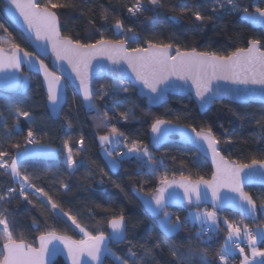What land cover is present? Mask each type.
Masks as SVG:
<instances>
[{"label":"trees","instance_id":"1","mask_svg":"<svg viewBox=\"0 0 264 264\" xmlns=\"http://www.w3.org/2000/svg\"><path fill=\"white\" fill-rule=\"evenodd\" d=\"M46 2L40 0L39 3L43 5ZM54 2L69 3L67 8L54 9L59 16L62 35L84 43L95 42L101 34L107 38L109 23L104 19V8H107L119 15L123 25L120 39L128 38L130 47H136V41L141 47H146L148 42L171 43L173 49L179 47L181 51L195 48L199 52L225 56L236 48L248 47L251 40H259L264 45V32L251 28L240 18L244 8L253 12L255 4L264 7V3L257 0H235L239 9L236 11L226 0L219 3L216 0H160L159 5H152L149 0ZM7 5L8 0H0V23L12 33V37L0 29V47L9 50L15 43L32 52L30 42L6 18L4 8ZM137 5L141 6V11L135 15L128 11ZM196 11L205 19L197 20L193 14ZM26 76L27 86L23 85L18 93L0 91V151L7 153L3 159L10 162L27 146L29 129L37 137V143L54 148L57 155L21 159L18 162L21 172L18 180L10 170L0 168V195L4 196L0 200V214L9 221L16 239H24L36 246V238L47 231H55L74 240L83 239L84 234L60 209L75 217L93 235L100 231L108 234V222L123 215L128 225L127 239L122 244L111 243L109 249L116 256L127 259L129 264H222L219 257L229 233L223 222L218 231L206 237L198 235V228L185 220L188 209L192 207L168 209L167 212H173V219L179 217L186 223L175 234L168 235L160 228L158 219L151 218L136 199L134 189L153 195L165 175L169 180L182 175L192 180L200 177L208 180L213 171L207 160L190 147L176 142L164 146L160 152L149 147L151 124L142 109L147 104L138 97L131 84L127 92L115 93L111 88L114 81L97 79L94 89L98 92L94 95L92 103L95 108L92 109L85 107L68 86L62 117L60 121H53L46 109L41 79L33 74ZM17 109L28 112L30 116L18 115ZM152 112L156 119L197 131L210 128L220 142L221 152L232 162L249 164L253 159L264 160L263 105L221 101L214 103L209 110L201 111L191 96H171L167 103ZM113 126L128 146L136 141L138 146L147 147L151 161L145 156L118 157L117 152L124 153L125 150L121 145L112 153L121 161V170L117 175H111L100 157L101 150H109L99 142V137L112 135ZM81 138L83 149L79 148ZM228 140L231 143L225 142ZM68 148L76 161L73 172L64 161ZM24 175L29 177L26 183L23 182ZM22 183H25L27 199L19 195ZM9 188L14 191L9 193ZM35 188H42L59 208L53 209L47 197L41 196ZM246 192L258 208L264 203V188L249 187ZM215 212L236 226L248 225L250 229L264 226V217L259 210L253 216L227 210ZM33 220L37 221L38 228L33 225ZM3 243L0 231V247ZM259 247L264 250V239ZM129 250L135 253L134 260L129 256ZM170 250H178L179 258L173 257ZM240 262L237 254L227 264ZM55 264L64 263L59 260ZM105 264H115L113 255L108 253Z\"/></svg>","mask_w":264,"mask_h":264},{"label":"snow or ice","instance_id":"2","mask_svg":"<svg viewBox=\"0 0 264 264\" xmlns=\"http://www.w3.org/2000/svg\"><path fill=\"white\" fill-rule=\"evenodd\" d=\"M152 5H159L160 0H149ZM217 3L220 0H216ZM227 4L232 5V10H239L235 0H226ZM8 11L10 14H19L22 18V22L26 25V31L29 34V38H33L36 41H46L51 45L52 53L55 56L56 61H66L70 66L71 71L75 73V77L79 80V88L83 93V98L88 102L90 109L95 108L92 103L93 90L90 86L89 72L92 67V61L98 58H105L113 65H119L121 62L127 65L131 72L134 74L135 79L143 85V88L149 90V99L152 102H159L162 99L161 93L164 89L160 88L161 84L165 85V88L170 86L168 84L170 78L175 77L178 80L187 82L191 80L192 85L195 87V96L200 101V105L206 108L209 104L213 103L219 96L224 94H231L233 91L238 90H220L219 88H212L213 80H225L231 81L237 85H259L264 88V45L259 40L249 41V45L246 48H236L230 54L225 56H218L215 53L199 52L195 48L191 50L181 51L179 47L173 49L171 43H153L148 42L147 47H141L139 42L136 41V47H128V38L118 40L105 39L101 34L99 39L95 42L84 43L80 39H72L70 36H64L61 33V25L59 22V16L54 9L67 8L69 3L67 2H54V0H47L43 5L38 0H8ZM224 6L223 4L221 5ZM140 5L134 8H129L128 11L135 15L136 12L141 11ZM182 11H187L182 9ZM215 12L216 10L213 9ZM244 13H248V9H243ZM197 20H203V17L199 11L193 13ZM259 14V15H257ZM211 19V17H207ZM107 19V17H104ZM246 19L252 23L264 24V8L259 6L255 7V12L247 15ZM123 25L119 20L115 23L116 29H121ZM0 29H2L9 37H12V33L0 23ZM130 31V30H129ZM123 36V33H121ZM14 39V37H13ZM91 39V38H87ZM173 51L175 54H172ZM39 63V70L44 73V79L47 84V101L53 106V109L59 106L61 100V75H57L55 71L49 70L48 66L43 60L35 58ZM28 63L31 67L35 68L36 64L33 62V53L26 51L19 44L13 43L9 50H5L0 47V72L6 74V81L19 82V78L15 73L22 70V66ZM57 68L63 72V64H58ZM8 70H14L10 74ZM114 75L123 76V67L119 69H111ZM28 78L25 77L23 84L26 87ZM123 91L127 92V88H123ZM107 95V92L104 93ZM17 113L20 116L28 118L30 114L28 112H21L17 109ZM170 123L161 119H156L151 124V132L156 134L154 141L156 145H159L161 141L166 137L167 131L162 129V125ZM258 123H260L258 121ZM264 127V124H261ZM195 133L194 143L207 144L208 150L212 154V162L215 165V172L212 174L211 180H205L200 177L197 180H191L188 177L181 176L179 180H169L165 175L161 178L160 188L156 190V194L150 199L145 200V206L150 213L155 216L159 221V226L165 234L171 235L176 233L183 224L178 222H172L170 214L165 211L166 198L165 192L167 189L172 188L174 185L183 189L184 198L192 201L193 197L197 202L202 199H207L208 191H211V197L213 206L217 204H223L227 201H231L237 204L242 211L255 213L256 206L249 193L243 189L244 179L251 180L255 175L257 168L264 169V160L253 159L249 164H238L235 162H229L219 152L217 145L220 143L213 135L211 129L197 132L195 128L192 129ZM112 137L117 136V129L115 126L111 128ZM34 133L31 129L28 131V143H36L32 137ZM102 143L111 142L108 135L99 137ZM191 139V138H190ZM119 142V141H117ZM231 143L230 140L225 141ZM83 144V138L80 141ZM19 148V145H15ZM67 148V142H65ZM129 153L141 154L148 157L151 161L152 156L147 147L141 148L136 141H133L131 147L128 148ZM30 153L27 151H21L16 156L10 159V162L3 158L7 156V153L0 151V168H5L6 171L10 170L13 177L21 176V172L18 167V161ZM111 156V152L107 153ZM127 155V153L122 154ZM139 158V157H138ZM76 163L72 157V151L68 149L67 164L72 166ZM119 160H112V168L119 167ZM248 169V172L245 170ZM155 171V169H153ZM243 174V175H242ZM264 175V173H261ZM29 177L23 176V182H27ZM25 183L21 184L19 195L27 199V194L24 191ZM201 185L204 187L201 188ZM29 187H35L29 185ZM67 186H65L66 188ZM226 188L229 191L238 195V200L233 198H227L221 195L220 189ZM14 189L9 188L8 192L12 193ZM37 193L41 196L47 197L48 204L53 209L59 208L50 196L42 188H35ZM171 195V194H170ZM4 196L0 195V200H3ZM154 201V204H153ZM31 203V201H29ZM264 207V205H262ZM64 216L72 222L76 228L84 234V238L80 240H74L70 236L58 235L55 231L41 232L36 238L39 241V246H34L33 243H29L24 239H16L13 231L10 230V224L7 218L0 214V225L3 226L2 234L4 238L3 246L0 247V264H51L50 257L55 256L61 251L59 244L54 241H59L67 249L68 256L72 259L73 264H87L82 262L81 257L87 255L91 260L101 262L102 252L113 255L115 264H129L127 259H122L111 253V250L107 247L108 241L122 242L125 239L126 222L125 217L120 215L119 217L112 218L108 223L111 228V233L107 235L100 231L93 235L83 228L77 219L67 212H63ZM163 213V215H161ZM187 217L185 220L187 221ZM198 221H212L216 222V214L213 211H208L202 214H196L194 217ZM179 221V217H177ZM33 225L39 227L37 221L33 220ZM230 232L228 239L230 240L232 235L239 236L240 229L232 224L228 225ZM249 244L253 245L256 242L257 237L251 232L246 231ZM264 236V234H261ZM103 246V247H102ZM239 248V245H236ZM229 249L227 247L224 253L220 254V260L224 261ZM173 257L179 258L178 250H170ZM241 254L244 253V249L240 248ZM253 256L264 257V251L253 247ZM129 256L135 259V253L129 250ZM248 257L245 255L241 264H247Z\"/></svg>","mask_w":264,"mask_h":264},{"label":"water","instance_id":"3","mask_svg":"<svg viewBox=\"0 0 264 264\" xmlns=\"http://www.w3.org/2000/svg\"><path fill=\"white\" fill-rule=\"evenodd\" d=\"M258 2L264 3V0H257ZM40 2V0H38ZM8 6L7 5L4 8V14L6 18L9 20V22L16 27L25 37L26 39L30 42V45L32 47V52L33 53V62L36 64V67L33 68L31 67L27 62L22 66V70L20 72H16L15 75L16 77L19 78V82L16 81H6L5 76L6 74L4 72H0V91L6 92V93H18L22 87H23V81H24V75L28 74H33L38 76L41 79L42 87L44 90V93L46 95V109L48 111L49 116L52 118L53 121H60L63 113V109L66 105L67 101V87L69 86L74 93L80 98L81 102L83 105L87 108L88 107V102L84 100L83 98V93L79 88V80L75 77V73L71 71L70 66L67 64L66 61H56L55 56L52 53L51 50V45L48 44L46 41H36L33 38H29V34L26 31V25L22 22V18L19 17L18 13H15V15L10 14L8 11ZM255 12V11H253ZM253 12H248V13H242L240 18L241 20L249 25L251 28L255 30H262L264 32V24L262 23H252L249 22L246 17L247 15H250ZM259 15V14H257ZM60 22V20H59ZM61 25V24H60ZM128 47L129 44L127 45ZM147 47V46H146ZM7 51V50H6ZM172 54H175L173 51ZM38 57L39 60H43L44 63L48 66L49 70L55 71L57 75H61V84H62V91H61V100L60 104L58 107L53 109V106L48 103L47 101V84L44 79V73L39 70V63L38 60L35 58ZM58 64H63V72L59 71L57 68ZM123 67L124 69V74L123 76L120 75H114L113 71L111 69H119ZM14 71V70H8L9 74ZM100 78H106L114 82H129L136 90V93L139 98L142 100H145L147 106H149L152 110L157 109L167 103L169 97L171 96H178V97H188L191 96L192 99L194 100L195 104L201 111H207L209 110L214 103L216 102H221V101H227L230 103L234 104H239V105H249V104H257V105H263L264 106V88H262L259 85H237L233 84L231 81H225V80H213L212 81V88L215 90L219 88L220 90H238V91H233L231 94H224L219 96L213 103L209 104L206 108L201 107L200 101L197 99L195 96V87L192 85L191 80H188L187 82L178 80L175 77L170 78L167 88H165L164 84L160 85L161 89H164V91L161 93L162 99L159 102H152L149 99L150 95H155L149 93V90L146 88H143V85L140 84L139 81L135 79L134 74L131 72V69L127 67L126 64L121 62L119 65H113L110 61H108L105 58H98L96 60L92 61V67L90 68L89 72V79H90V86L93 90L94 93V84L97 79ZM95 95V94H94ZM93 95V99H94ZM92 99V102H93ZM163 130L167 131L166 137L161 141L159 145H156L154 141V137L156 134L150 132V142H149V147L152 148L155 152H160L164 146L170 144V143H178L182 146H187L192 149H194L202 158L206 159L207 162L210 164L213 173L215 172V165L212 162V154L211 151L208 150L207 144H197L194 143L195 139V133L192 132V128H187L186 126L176 124V123H167L165 125L161 126ZM197 131V130H196ZM199 132V131H197ZM191 138V139H190ZM218 150L220 154L229 162L230 161L228 158L224 156V154L221 152V145L220 143L217 145ZM109 151L107 150H101L100 151V157L106 167L108 168L109 172L111 175H117L119 171L121 170V161L114 157L111 153V156H109L107 153ZM112 160H119L120 164L119 167L117 168H112L111 166V161ZM249 170L246 169L245 172H248ZM261 173H264V169H259L257 168L255 170V175L254 177L249 180L247 178L244 179L243 182V189L246 192V188L249 187H259V188H264V175H261ZM243 175V174H242ZM212 178V177H211ZM208 179V180H211ZM180 178H177L175 180H179ZM173 180V179H170ZM192 180V179H191ZM162 185H160L158 188H160ZM204 186L201 185V188ZM157 188V189H158ZM156 189V190H157ZM221 195L225 196L227 198H233L235 197L238 200V195L236 193H233L229 191L226 188L220 189ZM133 193L136 197V199L140 202L142 205L144 211L151 217L157 220L155 216H153L150 211L146 208L145 206V200H150L155 194L156 191L153 195H145L143 193L138 192V190L134 189ZM171 194V195H170ZM165 198H166V207L165 211L168 209H175V208H183V207H192V208H209L214 211H231L236 214H240L242 216H253L258 213V205L255 202L256 206V211L255 213H250L247 211H242L241 208L237 205L232 203L230 200L221 204H217L215 207L213 206V201L211 197V191H208V196L207 199H202L199 202L195 200L193 197L192 201L189 202L188 199L184 198L183 194V189L179 188L178 186H173L172 188L167 189L165 192ZM253 199V198H252ZM154 204V201H153ZM163 215V213H161ZM126 222V233H125V239L122 242H115V241H108L107 247L109 248L111 243L114 244H122L126 241L127 239V231H128V225L127 221ZM111 228L108 223V233H111ZM59 235V234H58ZM107 235V234H106ZM54 243L59 244V247L61 251H59L55 256L50 257L51 264H55L59 260H62L64 264H73L72 259L68 256L67 249L64 248V245L60 243L59 241H54ZM36 246H39V241L37 239ZM103 247V246H102ZM108 256V253L102 252L101 254V262L102 264H105L106 258ZM82 262H87V264H100L98 261L91 260L90 257L87 255H84L81 257Z\"/></svg>","mask_w":264,"mask_h":264},{"label":"rangeland","instance_id":"4","mask_svg":"<svg viewBox=\"0 0 264 264\" xmlns=\"http://www.w3.org/2000/svg\"><path fill=\"white\" fill-rule=\"evenodd\" d=\"M256 6L264 8L260 5L255 4V7ZM104 13H105V16L107 17V21L109 23L108 35H107L106 39H108V40L120 39L121 33H123V27L121 29L115 28L116 21L119 20L121 22L119 15L115 12L110 11L107 8H104ZM132 39H134V38L132 37ZM24 79H25V77H24ZM129 86H130L129 82H114L111 85V88H112V91H114L115 93H122V92H125V91H123V88L129 89ZM142 109L147 114V116L149 117L150 124H152L154 122V120H156V117H155L154 113L152 112L151 108L146 105V106H143ZM109 137L111 140L110 143L109 142L102 143L99 139V142L102 145H105L107 147V149L109 150V152L113 153L114 151H116L118 149L119 146L122 145L125 147L124 154L127 153V155H123L122 157L129 158V157H134V156H143L142 153L141 154L129 153L128 148L131 146H128L127 144H125L123 142L120 134L117 133V136L115 138H113L112 135H109ZM117 141H119V142H117ZM82 146H83V144H82ZM141 148H143V147H141ZM22 151L29 152L30 154L27 156H41V157H47L48 158V157L57 155V150H55L54 148H51L48 145H43V144H39V143H36L34 146H28L27 145ZM262 205H264V203L259 206V211H260V214L264 217V207H262ZM208 211L215 212L214 210L209 209V208H201V209L189 208L187 211L188 212L187 216H186L188 218L187 221H189L193 227L196 226L198 228V230H197L198 235H203V236L209 237L210 236L209 233L212 234V233H215L216 231L219 230L222 222L227 227L229 224H232V223L228 222L226 219L221 218L216 212H215V214H216V222L215 223H213L210 220L207 222H204V221H198V220L194 219L196 214H198V213L202 214V213H205ZM168 213L170 214V219L172 222H174V223L178 222L180 224H183V226L186 224L185 222H182L180 219H179V221H177V219H173V212L171 210H169ZM232 225H234V224H232ZM234 226H236V225H234ZM237 227L240 229L239 236L233 234L231 239L229 240L228 239L229 233H228V235L226 237V240H225V243L223 246V253H224V250L226 247H227V249H229V251L227 252L226 259L224 261L220 260L221 263L227 264L228 262H230L231 257L236 256L238 254L240 259H241V262L244 260V256L246 255L248 257L247 264H264V257L253 256V254H252V248L253 247H256V248L260 249L261 251H264L259 247V244L264 239V236L261 235V234H264V226H254L252 228V230L255 233L254 235L257 237L256 242L253 245L249 244V247H247V248H244L241 246L240 248L244 249L243 254H241L240 248L237 250V253H235L232 250V247H233V244L236 242L239 243L240 245L244 242H249L247 235H246V231L249 232L251 229L248 225L237 226ZM2 228H3V226L0 225V231H2ZM228 229H229V227H228ZM206 232H207V234H206ZM229 232H230V229H229ZM241 262H240V264H241Z\"/></svg>","mask_w":264,"mask_h":264},{"label":"built area","instance_id":"5","mask_svg":"<svg viewBox=\"0 0 264 264\" xmlns=\"http://www.w3.org/2000/svg\"><path fill=\"white\" fill-rule=\"evenodd\" d=\"M96 92H98V90H95L94 89V94L96 93ZM32 139H34L35 141H36V143H37V137L34 135L33 137H32ZM36 143H33V144H29V143H27V145L28 146H34ZM79 148H81V149H83V146H82V144L79 142ZM122 154H124L122 151H118L117 152V156L118 157H122L123 155ZM249 232H251L253 235L255 234L254 233V231L251 229ZM206 234H207V232H206ZM236 245H239V248L242 246V247H244V248H247V247H249V242H244V243H242L241 245L239 244V243H234L233 244V247H232V250L235 252V253H237V250L239 249L238 247H236Z\"/></svg>","mask_w":264,"mask_h":264},{"label":"crops","instance_id":"6","mask_svg":"<svg viewBox=\"0 0 264 264\" xmlns=\"http://www.w3.org/2000/svg\"><path fill=\"white\" fill-rule=\"evenodd\" d=\"M69 149V148H68ZM68 149L66 150V155H65V159H64V161H65V164H66V166L68 167V169L71 171V172H73L74 170H75V164L74 165H72V166H69L68 164H67V156H68ZM41 156H23L21 159H24V158H40ZM51 157H55V156H51ZM20 159V160H21ZM19 160V161H20ZM74 160V159H73ZM18 161V162H19ZM14 178H16V177H14ZM17 180L18 179H20V176L19 177H17L16 178Z\"/></svg>","mask_w":264,"mask_h":264}]
</instances>
